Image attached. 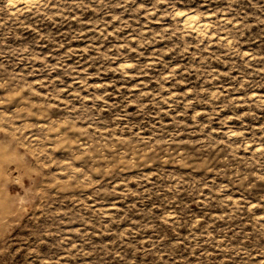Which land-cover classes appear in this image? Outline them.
Instances as JSON below:
<instances>
[{"label":"rangeland","instance_id":"rangeland-1","mask_svg":"<svg viewBox=\"0 0 264 264\" xmlns=\"http://www.w3.org/2000/svg\"><path fill=\"white\" fill-rule=\"evenodd\" d=\"M29 1L0 0V264H264V0Z\"/></svg>","mask_w":264,"mask_h":264},{"label":"bare ground","instance_id":"bare-ground-1","mask_svg":"<svg viewBox=\"0 0 264 264\" xmlns=\"http://www.w3.org/2000/svg\"><path fill=\"white\" fill-rule=\"evenodd\" d=\"M29 2H31V0ZM194 21H195V15H189V16H186L183 18V23H186V25L187 24L191 25V23L193 24ZM198 23H199V21H198ZM194 24H196V23H194ZM195 26H197V25H195Z\"/></svg>","mask_w":264,"mask_h":264}]
</instances>
